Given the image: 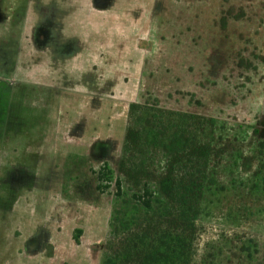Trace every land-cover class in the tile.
<instances>
[{
  "label": "rangeland",
  "instance_id": "rangeland-1",
  "mask_svg": "<svg viewBox=\"0 0 264 264\" xmlns=\"http://www.w3.org/2000/svg\"><path fill=\"white\" fill-rule=\"evenodd\" d=\"M50 30L76 35L82 56L51 65L39 40ZM16 90L54 108L38 187L0 207L13 258L0 264H103L113 197L97 174L117 170L131 103L187 110L196 92L203 112L262 127L264 0H0V114ZM252 225L264 245V211ZM31 237L44 252L26 257Z\"/></svg>",
  "mask_w": 264,
  "mask_h": 264
},
{
  "label": "trees",
  "instance_id": "trees-1",
  "mask_svg": "<svg viewBox=\"0 0 264 264\" xmlns=\"http://www.w3.org/2000/svg\"><path fill=\"white\" fill-rule=\"evenodd\" d=\"M185 96L187 110L151 96L130 105L117 170L97 174L113 197L103 264H264L252 230L264 211L253 202L264 195L262 122L228 123Z\"/></svg>",
  "mask_w": 264,
  "mask_h": 264
},
{
  "label": "crops",
  "instance_id": "crops-1",
  "mask_svg": "<svg viewBox=\"0 0 264 264\" xmlns=\"http://www.w3.org/2000/svg\"><path fill=\"white\" fill-rule=\"evenodd\" d=\"M78 23L80 22H73L70 26L76 27ZM75 41L76 35L66 34L59 38L57 44L42 46V50H44L43 53L48 57L51 65H62L60 63L61 58L69 60L72 55L75 57L74 59L82 56V52L79 53V47H76ZM63 44H65L64 47H62ZM88 83L90 84V92H92V81L90 80ZM25 87L26 89L35 88L36 84L26 81ZM25 97L26 94L23 91L18 93L16 90L14 95L7 100L5 108L2 106L1 109L0 207L10 197L12 200L15 199V189L16 191L24 190V188L25 190H33L38 187L37 175L43 164L46 147H49L50 119L54 108L51 106L52 102L46 101L44 103ZM79 126L81 127V125ZM88 149L86 153H88ZM15 165H20L25 172H30L27 173L28 177L24 183L12 184L10 182L9 174L13 172ZM17 198L19 197L17 196ZM24 247L27 252L26 257L29 254L36 256L39 251H41L40 254L44 252L43 248L41 249L32 237L25 243ZM2 258L3 254L0 250V260ZM3 259H5V262H9L13 258L4 255Z\"/></svg>",
  "mask_w": 264,
  "mask_h": 264
},
{
  "label": "flooded vegetation",
  "instance_id": "flooded-vegetation-1",
  "mask_svg": "<svg viewBox=\"0 0 264 264\" xmlns=\"http://www.w3.org/2000/svg\"><path fill=\"white\" fill-rule=\"evenodd\" d=\"M62 36H58L55 35L54 32H52L51 30L48 31V35H42L40 42L42 43L41 46H48V45H52V44H57L59 41V38H61ZM264 120V115L262 116V119L260 121V123ZM262 129H264V127H262ZM262 133L264 134V131L262 130ZM28 177L27 172H25L21 167L19 169H15L13 170V172L11 174H9V180L12 184H20V183H24L26 181Z\"/></svg>",
  "mask_w": 264,
  "mask_h": 264
},
{
  "label": "water",
  "instance_id": "water-1",
  "mask_svg": "<svg viewBox=\"0 0 264 264\" xmlns=\"http://www.w3.org/2000/svg\"><path fill=\"white\" fill-rule=\"evenodd\" d=\"M262 125H264V122L262 123Z\"/></svg>",
  "mask_w": 264,
  "mask_h": 264
}]
</instances>
